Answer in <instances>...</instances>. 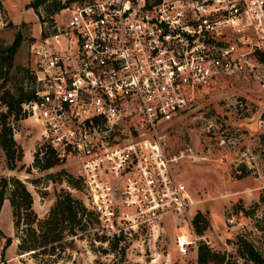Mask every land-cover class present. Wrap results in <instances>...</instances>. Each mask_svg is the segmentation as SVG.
I'll return each instance as SVG.
<instances>
[{"label": "built area", "instance_id": "1", "mask_svg": "<svg viewBox=\"0 0 264 264\" xmlns=\"http://www.w3.org/2000/svg\"><path fill=\"white\" fill-rule=\"evenodd\" d=\"M40 10L29 44L34 96L23 120L41 127L71 159L84 203L113 236L193 203L172 172L166 122L221 77L257 76L264 67V0H54ZM0 0V30L9 23ZM176 236L181 254L194 243Z\"/></svg>", "mask_w": 264, "mask_h": 264}, {"label": "rangeland", "instance_id": "2", "mask_svg": "<svg viewBox=\"0 0 264 264\" xmlns=\"http://www.w3.org/2000/svg\"><path fill=\"white\" fill-rule=\"evenodd\" d=\"M3 1L10 21L0 30V52L4 54L17 35L20 40L11 65L0 66V83L14 92L20 87L28 90L33 66L28 44L38 33L43 4L37 12L26 6L27 0ZM163 133L173 175L193 199L185 219L169 212L113 237L101 233L93 221L77 229L78 235L64 230L54 248L48 245L45 250H19V242L30 241L32 233L24 223L14 227L12 207L6 198L0 209V264H122V254L140 264H190L200 241L213 249L226 250L229 258L236 257L237 235L252 240L264 259V67L257 76L221 77L199 88L195 105L166 122ZM40 135L41 127L35 121L16 123L14 136L29 146L32 155ZM24 162L22 169L7 168L0 149V176L15 175L25 182L37 200L33 208L39 219L47 215L62 188L84 202L85 184L76 175L78 166L71 159L45 169L31 166L32 161L26 163L25 157ZM76 180H80L75 183L77 187L73 185ZM198 210L209 221L202 233H197L191 222ZM180 232L195 239L185 254L176 243ZM8 236L11 242L6 245ZM116 237L119 241L113 249ZM237 260L239 264H251L241 257Z\"/></svg>", "mask_w": 264, "mask_h": 264}, {"label": "trees", "instance_id": "3", "mask_svg": "<svg viewBox=\"0 0 264 264\" xmlns=\"http://www.w3.org/2000/svg\"><path fill=\"white\" fill-rule=\"evenodd\" d=\"M26 6L32 7L37 12L38 7L42 6L45 15L50 16L58 7V3L54 0H30L26 3ZM19 40L20 35H17L15 40L6 48L5 53L2 54L0 52V66L2 63L11 65ZM30 72L32 75V86L28 90L20 87L17 92H14L9 87H6L4 82L0 83V87H2L0 91V149L3 151L6 166L9 169H22L25 164L22 162L24 148L14 137V132L16 131V123H20V119L23 118V115H21V103L34 96V73L32 68ZM34 150L31 166L45 169L62 162L57 157L54 147L46 141L38 144ZM26 169L29 171V166ZM60 171L67 175L69 179L72 178L71 174L66 172L64 168H61ZM76 181L73 185L77 187L75 183L80 180ZM6 198L12 207L14 227L18 228L21 223H24L26 229H30L32 233L30 241L26 243L19 242V250H45L48 245L54 248V243L63 238L64 230L67 229L66 231L71 235H78L80 231L77 229L82 230L88 223L93 221L98 224L96 212L73 196L70 191L63 188L56 193L54 204L50 206L47 215L42 219L38 218L33 208L31 191L18 176H0V209ZM191 222L197 233H202L209 225L208 219L200 210L194 214ZM34 224L37 226H34ZM118 241L119 238L116 237L115 241L112 242L113 249L117 247ZM10 242L11 237L8 236L6 245ZM236 244V257L229 258L226 250L213 249L205 241H200L197 246L196 258L190 264H239L237 257L250 261L251 264H262L264 262L260 250L252 240L243 235H237ZM122 256V264H140L139 261L128 260L125 258V254H122ZM2 264L7 263L3 261Z\"/></svg>", "mask_w": 264, "mask_h": 264}, {"label": "crops", "instance_id": "4", "mask_svg": "<svg viewBox=\"0 0 264 264\" xmlns=\"http://www.w3.org/2000/svg\"><path fill=\"white\" fill-rule=\"evenodd\" d=\"M30 0H27L26 1V3L27 2H29ZM31 8V7H30ZM14 135H16V131L14 132ZM15 137V136H14ZM16 138V137H15ZM17 140V139H16ZM18 141V140H17ZM18 142H20V141H18ZM21 144H22V146H23V148H24V154H23V158H22V162L23 163H25L24 162V157L25 158H27V162L26 163H28V160L31 162L32 161V159H33V155H32V153H31V150H30V148H29V146L27 145V144H23L22 142H20ZM28 147V148H27ZM33 150H34V148H33ZM33 152V151H32ZM28 165V164H27ZM36 198L33 196V207H35L36 206Z\"/></svg>", "mask_w": 264, "mask_h": 264}]
</instances>
